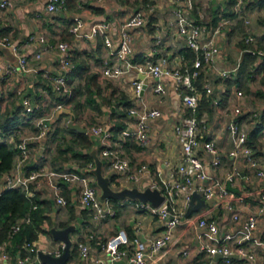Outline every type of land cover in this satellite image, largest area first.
Returning a JSON list of instances; mask_svg holds the SVG:
<instances>
[{
	"label": "crops",
	"instance_id": "0c3cea01",
	"mask_svg": "<svg viewBox=\"0 0 264 264\" xmlns=\"http://www.w3.org/2000/svg\"><path fill=\"white\" fill-rule=\"evenodd\" d=\"M7 1L9 5L7 10L3 11L0 9V15L3 16L4 21V26L0 30V37L9 36L18 48V52L14 51L11 47L0 44V91L5 95V106L10 108L12 112L18 107L26 109L23 105L24 100L35 106V112H40V115L31 121H27L26 119L21 120L22 122L19 124V127L24 128V132L18 128L15 129L19 133V137L21 135H35V138L32 140L33 154L24 162V171V167L26 166L28 167L26 170L28 173L42 168L56 170V168L60 167L50 166L49 163L52 152L51 137L56 136L63 115L68 117L67 125L69 126V122L75 117V110L71 106V103L63 108H58L61 99L54 90L51 80L45 76V72L47 70L52 73L58 72L61 52L57 49L56 44L61 41H69L74 45V68L75 62L79 58L88 60L89 74L96 73L98 75V82L101 84L104 94L108 99H113V105L101 102L105 104L101 105L102 112L99 113V122H97L113 133V138L110 141L112 148L120 155L127 156L133 167H138L142 164L148 166V171L143 175L138 184L117 175L116 182L119 188L114 187L116 184L113 187L120 189L137 186L140 189H145L149 186L152 187L155 183L165 187V181L169 178L171 170L182 160V141L180 136L175 132L174 126L179 119L178 108L182 105V95L189 92L188 85L179 84L174 78L167 75H163L160 78L144 75L141 78V73L135 68L119 78L106 76L103 74L105 62H111L112 64L118 61L117 56L112 52L113 48L106 46L101 37L88 38L77 36L71 27L76 15L83 17L86 22L82 30L83 33H89L90 27L94 22H109L116 48L123 23L127 21L134 11L144 8L147 11L145 24L141 27L130 28L133 36L132 62L134 64H145L147 60L155 61L165 54L170 58L169 66L174 67L183 63V59L187 60L185 57L187 45L186 36L181 33L178 20L173 12V1L72 0L69 6L58 12L47 11L48 0ZM211 1L213 2L211 7L214 5L216 9L220 7V4L225 7L224 2H228L229 0ZM248 1L244 5L245 8L248 5ZM235 6L233 9L234 13ZM201 14L200 12L196 14L193 11L192 16L201 22L199 20ZM222 16L221 19L232 17L231 14ZM205 20L206 18L204 17L202 22L206 24ZM236 24V21L231 20L228 27L222 30L215 38L221 50L218 61L210 70L203 71L207 78L205 88L210 83L213 89L212 93L207 92V95L211 96L212 109L211 111H205L201 118L198 117L202 134L205 135L206 139L213 140L218 148L221 164L216 167L210 163L211 155L206 152L203 145L197 148V153L204 161L205 169L209 174L224 178L229 172L236 173V180L233 184L229 183L228 188L237 196L245 197L246 201L243 203L233 200L235 201L234 210L242 213L244 218L256 211L261 190L264 188V180L259 178L255 169L249 165L248 157L233 159L229 156V152L234 147L236 140L235 134L230 128V123L232 118L236 116L235 109L237 107L242 109L240 118L249 127L250 134L256 125L261 123V114H264V81L262 84H259L262 88L259 91L261 98L258 105H260V109L253 113L245 109L249 107L252 100L254 101L256 93H251V97L249 98L245 95L247 90H243L238 85H232L230 91H227L228 84H226V81L227 79L234 80L237 76L242 59L246 53L245 49L234 48L229 44L230 36L234 31L233 27ZM207 32L209 33L208 30ZM252 32L258 35L256 30H252ZM35 34L45 35L48 43L52 46L43 52L41 58H37L35 53L42 47V43L38 39L31 40V36ZM21 56L28 58L26 70L21 66ZM8 67H14L15 71L9 77L4 78L5 70ZM222 71H228L229 76L222 78ZM142 79H144V84H147V86L140 96H137L135 94L134 83ZM106 81L112 86L107 85ZM157 85L165 87L167 92L165 94L156 92L155 86ZM248 86L253 87L252 80L248 82ZM195 87L202 101V91L198 89L197 85ZM239 91L242 92V95L238 94ZM121 93H124L130 99V107L135 105L140 109L158 108L162 112L160 116L150 121L151 141L146 147L141 146L135 140L124 138L121 135V131L115 134L113 130L118 122L125 121L126 123L128 115L127 113L126 116H123L124 106L122 104L117 106L122 101ZM248 98L250 101H248ZM258 113L259 115L257 116L256 114ZM42 116L49 118L48 123L52 128V133L48 138H36L38 133L36 119ZM249 118L251 122H249ZM75 122L78 123L76 118ZM78 124L85 127L81 122ZM91 136L95 142L93 148L90 150L91 155L94 148H96L97 154L104 162L105 174L114 175L109 170L107 160L102 156V140L98 136L92 134ZM255 137L256 140L251 141L254 148V157L264 165V123ZM8 139L10 142H14L12 138ZM43 153L46 155L44 158L41 156ZM90 164H93L94 168L95 160ZM79 165L78 162L71 164L75 170H86V168H78ZM91 169L89 173L95 178ZM64 183H66V187L61 186L62 194L67 200L68 198L70 199V206L56 205L58 208L55 226L61 228L58 226L59 222L69 221L73 217L71 224H77L76 230L71 233L75 252L74 255L71 254V257L72 255L73 257L69 259L67 264H98L99 258H104L105 262L110 264L109 256L102 249L103 242L121 228H125L131 234H134L137 220H144L141 231L144 237L154 236L161 232V222L158 221L156 216H153L148 210L141 207L140 200L126 199L113 202V204L110 203L117 213L114 216H107L99 221L94 220L90 211L79 202V184L65 181ZM32 187L34 193H37L42 200H51L57 203L53 189L46 176H40L37 181H33L31 189ZM99 191L101 192L100 188ZM231 199L228 198L225 201H221L218 198L206 199V204L200 210L194 212L185 220H181L176 226L173 241L166 249L157 254V258L169 264H223L222 257L215 260V255L202 252L200 250L201 242L206 241L217 245L219 241L222 243H235L241 240L255 253L258 263L264 264V222H260L258 228L247 236V233L242 229V221L237 222L232 218V213L229 210ZM120 206L122 208L121 211L118 209ZM201 218L217 219L221 229L220 236L212 237L207 230L200 228L198 222ZM79 241H87L91 245L90 255L86 258L82 256L78 247ZM37 243L51 252L58 250L64 244L56 240L52 235L39 239ZM124 249L125 254L121 260L124 261L123 264H129L134 248L133 246H125ZM30 255L32 256V254ZM33 262L35 264L41 262L38 254H33ZM0 264L5 263L0 261ZM146 264L151 263L147 262ZM234 264L247 263L244 260L236 258Z\"/></svg>",
	"mask_w": 264,
	"mask_h": 264
},
{
	"label": "built area",
	"instance_id": "2783aa9c",
	"mask_svg": "<svg viewBox=\"0 0 264 264\" xmlns=\"http://www.w3.org/2000/svg\"><path fill=\"white\" fill-rule=\"evenodd\" d=\"M173 12L178 20L180 31L186 36L187 47L194 50L196 56L194 60H184L177 66L170 67V58L167 55H161L157 60H147L145 64H134L131 60L133 53L132 41L133 36L130 32L132 27H141L146 22L147 11L144 8L134 11L126 22L123 23L120 30L118 46L115 48V41L111 34V24L106 21L94 22L90 27L89 33H83V28L86 24L83 17L76 15L72 24V31L79 37H101L106 46L113 48L112 52L117 56L118 61L111 64L105 62L103 74L111 78H119L133 68L145 76L160 78L163 75L171 76L179 84H187L188 91L182 95V105L178 108L179 119L174 126L175 132L180 136L182 141V160L170 172V176L165 181V187L153 184L152 187H157L166 195V200L156 207L149 203L141 202L142 208L148 210L153 216H156L161 222V232L154 236L144 237L142 231L144 220L136 221L135 233L130 234L125 228L119 229L116 233L108 237L106 242L102 244V249L109 256L110 264H116L123 258L125 254V246H133L134 252L129 260V264H169L160 261L157 254L166 249L174 238V230L181 222V217L184 215L187 206L195 191L199 192L201 196L206 199L218 198L221 201L231 199L229 203V210L232 213V218L241 223L242 229L249 236L254 232L260 222H264V188L261 190L260 200L255 212L248 214L243 218L242 213L234 210L233 200L237 202H245L243 196H237L229 188V183H234L236 180V173L229 172L224 178L209 174L205 169V163L197 153V148L203 145L206 152L211 155L210 163L214 166L221 164V157L213 140L206 139L202 134L200 128V120L198 118V110L201 102V96L196 92V87L193 84L202 71L210 70L218 61L221 52L215 38L222 30L226 29L231 23V18H223L213 28L211 32H207L205 23L193 18L192 14L195 10L194 0H172ZM248 0H238L235 6V13H239L244 9V5ZM9 7L7 0H0V9L5 11ZM47 11L58 12L66 8V0H48ZM152 10V9H151ZM204 15L201 14L199 20H203ZM3 16L0 15V30L3 28ZM246 24L250 23L249 19L245 20ZM256 34L252 31L244 36L245 42L252 43L256 40ZM38 39L42 43V47L35 53L37 58H41L44 51L52 47L48 43L45 35H33L31 40ZM0 44L11 47L18 52L9 36L0 37ZM57 49L61 52L59 58L58 72L52 73L49 70L45 72V76L51 80L54 90L61 98L58 108H63L67 105L68 100L72 96V87L70 84V74L74 70L73 64V50L74 45L69 41H61L56 44ZM263 53V52H261ZM21 66L24 70L27 69L28 58L21 56ZM15 71L14 67H8L5 70L4 78L9 77ZM222 78L229 76L228 71H222ZM144 79L135 81V94L140 96L144 90ZM208 93H212L213 89L210 83L206 85ZM155 91L165 94L167 89L162 85L155 86ZM192 91V92H190ZM242 95V92H238ZM27 113L35 111V106L29 104L27 100L23 101ZM126 118V127L121 131L124 138L135 140L141 146H148L151 141L150 121L161 115V110L158 108H144L140 109L133 105L128 110ZM236 116L232 118L230 128L235 134V144L230 150L229 156L233 159L242 157L249 158V165L255 169L259 178L264 180V165L254 157V148L250 139V131L247 124L240 118L242 109L237 107L235 109ZM257 115V114H256ZM49 118L42 116L36 119L37 135L36 138L47 137L51 135L52 128L48 123ZM17 130L3 134L0 136V141H8V138L14 140L16 148L19 150L13 168L6 172L0 178V194L7 188L21 187L26 192L30 193L31 184L37 181L40 176H46L50 186L55 194L57 204L66 206L67 199L62 194L60 180L68 183H77L80 186L79 202L87 208L93 219L96 221L102 220L107 216H114L117 211L109 203V201L101 198V192L96 184L95 178L89 173L93 168V164H89L86 170L75 169H56L33 170L26 173L23 169L24 162L33 154V139L34 136L21 135L19 140L15 141ZM88 133L100 137L103 142L101 150L102 156L107 160V165L112 173L126 178L133 183L138 184L143 175L148 171V166L142 164L138 167H133L129 158L125 155H120L112 148L110 141L113 138V133L104 128L102 124H95L88 129ZM9 135V136H8ZM15 135V136H14ZM42 158L46 155L43 153ZM33 194V193H32ZM180 202V203H179ZM35 207L37 205H34ZM30 222L29 215L21 217L12 225L7 239L0 240V261L5 264H35L33 262V254H38L39 250L53 253L56 256L62 254L65 244H62L58 250L51 252L45 247H39L37 241L27 243L25 248L28 254L18 256L11 251L12 237L18 233L25 224ZM198 226L207 230L212 237L220 236V224L215 218H201ZM247 238V237H246ZM78 247L82 256L85 258L90 255L91 245L87 241H79ZM62 249V250H61ZM200 250L210 255L223 254V264H234L236 258L244 260L247 264H259L254 252H252L241 240L235 243H222L214 245L209 242L202 241ZM32 254V256L30 255ZM236 257H232V256ZM38 264H44L42 262ZM98 264H108L104 258L98 259Z\"/></svg>",
	"mask_w": 264,
	"mask_h": 264
},
{
	"label": "trees",
	"instance_id": "16d2710c",
	"mask_svg": "<svg viewBox=\"0 0 264 264\" xmlns=\"http://www.w3.org/2000/svg\"><path fill=\"white\" fill-rule=\"evenodd\" d=\"M258 1L261 5L264 4V0ZM71 2L72 0H66V7L69 6ZM235 2L236 0H229L228 2H224L225 7L221 6L220 4V7L216 9L214 5L210 8V17L205 20L207 30L209 32H211L213 28L219 23L220 19L223 17L222 15L228 16L230 14H235L234 12H232L235 6ZM194 12H196L197 14L196 10H194ZM203 20H201V22ZM198 23L200 22L198 21ZM252 43L245 42L244 39L241 42V48L245 49L246 53L242 59L237 76L234 78V80L227 79L229 80L227 91H230L232 85H238L240 88L248 90V82L254 79L255 74L264 73V52L262 51L263 53H261V50L259 48L252 47ZM195 56L196 54L194 50L187 47L185 52L186 59L192 61L194 60ZM85 75L86 80L84 83L75 84L74 78L83 77ZM206 80V75L202 71L201 74L193 81V84L197 85L198 89L202 91V101L200 102L198 110L199 118L203 116L205 111H211L212 109L211 96L207 95V91L205 88V84L207 82ZM70 84L72 87V96L68 100L67 104H72L75 101V118L79 117V111H76V109L83 110L84 108H90L97 113H100L102 112V104L106 103L108 105H113V99H108L104 94V90L101 84L98 82V75L96 73L89 74L88 64L84 58H79V60L75 62V68L70 74ZM110 86L112 85L110 84ZM121 94L122 101L117 104V106H119L120 104L124 106L123 116H126L131 106V101L125 96L124 93ZM82 95L84 96V98L83 100H80V96ZM5 102V95L2 93V91H0V136L15 130L14 128H16L23 120L26 119L27 121H31L40 115V112L38 111L27 113L26 109H24L23 107H18L12 112L10 108H7V106H5ZM258 115L259 113L257 114V116ZM263 123L264 114H261V123H258L255 129H253L250 134V139L252 142L254 141V139L256 140L255 136L258 134L259 129L261 128ZM84 125L87 129L91 127L87 124ZM125 127V121H120L113 130L115 134H117ZM67 130L71 135V145H67V148H65V150L71 152L73 156L81 160L78 168L85 169L89 166L90 163L94 162L90 150L93 148L95 142L91 138L92 136L90 133L72 129L68 125ZM15 138V141L19 140V133L16 134ZM18 152L19 150L16 148L13 142L0 141V178H2L6 172L10 171L13 168ZM24 168L26 172L28 167L26 166ZM63 168L74 169L73 166L66 167L63 164H61L60 167L56 169ZM109 176L112 185L114 186V184H116L114 187L119 188V185H117L116 182L117 175L114 174ZM65 184L66 183H64V181L60 182L61 186L66 187ZM33 187L30 193L26 192V190L21 187H16L7 188L0 194V240L7 239L12 225L18 218L26 217L28 215L30 217V222L25 224L23 228L12 237L11 251L16 255L20 254L24 256L27 254V249L25 248V245L27 243L32 244L33 242L38 241L41 238H45L47 235L51 236L52 234L49 229L56 223L55 221L58 208L57 203H54L51 200H42L37 193H34ZM110 200L114 202L122 201L116 199ZM133 200L138 201L137 199ZM34 205L37 206L35 207ZM67 206H70L69 198L67 200ZM73 218L69 221L59 222L58 226L61 228L67 227L73 222ZM104 242H106V240ZM39 247H42V245L39 244ZM72 252V254L74 255V247ZM72 257L70 259H72Z\"/></svg>",
	"mask_w": 264,
	"mask_h": 264
},
{
	"label": "rangeland",
	"instance_id": "374dc122",
	"mask_svg": "<svg viewBox=\"0 0 264 264\" xmlns=\"http://www.w3.org/2000/svg\"><path fill=\"white\" fill-rule=\"evenodd\" d=\"M212 3L213 2L211 0H194L195 10L197 11V13H202L207 19L210 17V8ZM230 18L232 21H236L237 24L233 27L234 31L230 36L229 44L234 48H241V42L244 38L243 36H245L252 30H256L258 32V35L255 42L252 43L251 46L254 48H259L264 52V5H261L258 0H250L248 1V5H246V8L240 11V14H234L232 15V17L230 16ZM246 19L250 20L249 24H246ZM85 80L86 75L83 77L74 78L75 84L84 83ZM263 81L264 73L255 74V77L252 80L253 87L249 86V89L245 93V95L249 98L251 97V93H256L254 101L252 100V103L249 104V107L245 109L249 110L251 113L260 109V105H258V102L261 98L259 91L262 90V88L259 86V84H262ZM106 84L110 85L107 81ZM226 84H229V80L226 81ZM83 98V95L80 96V100H83ZM249 98L248 101H250ZM71 106L75 108V101L71 104ZM77 110L79 111V113L77 112L79 117L76 118V121L78 123L81 122L83 124H87L88 126H92L93 124L99 122V113H97L93 109L84 108L83 110L76 109V111ZM61 118V125H59V130L56 133V136L51 137L52 152L49 160L50 166L56 167L63 164L68 167L71 166L72 163L78 162L80 164L81 160L73 156L71 152L65 150V148H67V145H71V135L67 130L68 117L63 115ZM249 122H251V119ZM16 128L22 130L23 132L25 130L24 128H20L19 125ZM107 200L112 204L114 202L110 199ZM118 209L121 211V206Z\"/></svg>",
	"mask_w": 264,
	"mask_h": 264
},
{
	"label": "water",
	"instance_id": "95a60500",
	"mask_svg": "<svg viewBox=\"0 0 264 264\" xmlns=\"http://www.w3.org/2000/svg\"><path fill=\"white\" fill-rule=\"evenodd\" d=\"M145 74H140L143 78ZM147 84L144 85V89ZM143 92V91H142ZM69 126L72 129L79 130L81 132L88 133V129L75 122V117L69 122ZM92 155L95 160V167L91 169V172L96 178V183L101 189V198L106 199H116V200H126V199H137L143 203L150 202L152 205L159 207L165 200L166 195L157 187H146L145 189H140L137 186L134 187H124L120 189H115L111 183L110 176L104 172V162L97 154V149L94 148ZM2 190V186H0ZM206 204V200L201 196V194L195 191L192 198L187 206L184 215L181 220H185L190 217L194 212L201 209ZM77 224H70L65 228H58L55 225L50 228L52 236L61 242H63L64 248L61 255L56 256L53 253L46 252L44 250H39L38 256L42 263L44 264H67L72 254L73 239L71 233L76 230ZM223 257V254H217L215 260ZM236 257V256H232ZM124 261H116V264H123Z\"/></svg>",
	"mask_w": 264,
	"mask_h": 264
}]
</instances>
